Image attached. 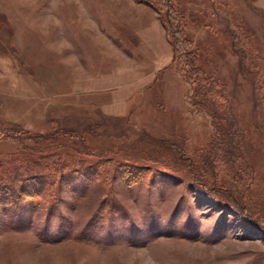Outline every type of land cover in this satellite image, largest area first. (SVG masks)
<instances>
[{"label": "rangeland", "instance_id": "1", "mask_svg": "<svg viewBox=\"0 0 264 264\" xmlns=\"http://www.w3.org/2000/svg\"><path fill=\"white\" fill-rule=\"evenodd\" d=\"M1 186L0 264H264V0H0Z\"/></svg>", "mask_w": 264, "mask_h": 264}, {"label": "trees", "instance_id": "2", "mask_svg": "<svg viewBox=\"0 0 264 264\" xmlns=\"http://www.w3.org/2000/svg\"><path fill=\"white\" fill-rule=\"evenodd\" d=\"M166 5H167V10H166L165 14H166L167 24H168L167 34L169 35V37H171L173 39V45H174V54H173V59L172 60L174 61L175 59H178L179 56L181 58H183L182 61H184V64H186L187 62H191L193 60H196L197 57H196V54L193 53V51L181 49L182 48L181 46L182 45H185V43L188 40L186 36L181 35V26L178 25V24H180L182 22L181 19H182V17H183L184 14L182 12H180L179 10L177 11L176 8L175 9L173 8V11H172V3H170V2L167 1ZM170 9H171V11H170ZM174 10H175V13H174ZM214 10H215V8H214ZM223 29L225 31H227L225 28H223ZM229 30L231 31L230 28H229ZM232 31H231V34H232ZM232 45L235 46L234 45V41H233ZM236 50L237 51H240L241 49L239 50V47L238 48L236 47ZM190 57H191L192 60L190 59ZM193 70H195V72L193 71L192 75H195L196 77H198V76L201 75V72L199 73L198 68H196V66H194ZM185 75L188 78H191V73H189V72L186 71L185 72ZM202 79H203V76H202ZM35 163H39V162H34L33 164L35 165ZM55 163H57V162H55ZM38 165L39 166H43L44 169L45 168H47L48 170L49 169L50 170L52 169L51 171H53V172L58 171V172H56V174H60V171H61L60 169L61 168H60V166H56V164H54V161L53 160H44L41 163H39ZM67 166L64 167V169H62L64 171L63 172L64 175H65V173L66 174L67 173L68 174H72L71 172L76 171L77 177L79 179L82 178L83 175H82V173L79 170L85 169L84 167H79L78 169L74 168V171H72V170H67V169H69V166L68 167ZM70 167H73V166H70ZM15 172H17L18 175H16L17 178L14 179V180H16V182L19 180L20 183L17 185L18 187L15 186L16 190L14 191V194L16 193L15 195L17 196V194L20 191H23L22 189H24V187H26V186H23L22 184H23V182L28 181L27 179H29L28 185H29L30 189H27L26 190V188H25L24 191H28L27 193H29V191H31V192H33L32 195H35L34 193L37 190L36 189L37 186H36V184L34 185L33 179L39 177V175H37V172L32 171V172L26 173L25 170L23 172H21L20 169L19 170H16ZM63 173H61L60 175H63ZM73 178H76V177H73ZM71 185L74 186L75 185V181H72V184ZM3 186H4V184H3ZM3 188H5V187H2L1 186L0 189H3ZM27 195H30V194H27ZM47 219L48 218H47V215H46L45 218H44V220L47 221Z\"/></svg>", "mask_w": 264, "mask_h": 264}]
</instances>
